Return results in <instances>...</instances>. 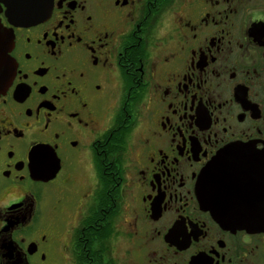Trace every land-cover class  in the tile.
<instances>
[{"label":"flooded vegetation","instance_id":"obj_1","mask_svg":"<svg viewBox=\"0 0 264 264\" xmlns=\"http://www.w3.org/2000/svg\"><path fill=\"white\" fill-rule=\"evenodd\" d=\"M11 1L0 264H264L198 191L229 146L264 162V0Z\"/></svg>","mask_w":264,"mask_h":264},{"label":"water","instance_id":"obj_2","mask_svg":"<svg viewBox=\"0 0 264 264\" xmlns=\"http://www.w3.org/2000/svg\"><path fill=\"white\" fill-rule=\"evenodd\" d=\"M20 2L8 4L10 18H16L14 15L20 12L15 5ZM13 40V33L3 27L0 19V94L7 90L15 74L9 55ZM253 151L249 145L227 147L205 168L198 187L205 210L214 212L225 225L247 230L264 225V162L255 164L262 156Z\"/></svg>","mask_w":264,"mask_h":264},{"label":"rangeland","instance_id":"obj_3","mask_svg":"<svg viewBox=\"0 0 264 264\" xmlns=\"http://www.w3.org/2000/svg\"><path fill=\"white\" fill-rule=\"evenodd\" d=\"M82 177H83V176H82ZM84 179H85V178H83V180H84ZM75 182H77V183H78V182H79V180H78V179H76V180H75ZM127 207H128V205H126V204H125V209H126ZM121 216H122V218H123V219H122V224H124V223H123V222H124V220H125V219H127V220H128V219H129V216H128V214H127V212H126V211L123 213V215L121 214ZM120 225H121V224H120ZM123 251H124V249H123L122 247H120V251L118 252V255H120L121 253H123Z\"/></svg>","mask_w":264,"mask_h":264}]
</instances>
